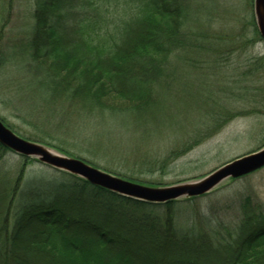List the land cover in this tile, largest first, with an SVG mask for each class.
<instances>
[{
  "label": "rangeland",
  "instance_id": "374dc122",
  "mask_svg": "<svg viewBox=\"0 0 264 264\" xmlns=\"http://www.w3.org/2000/svg\"><path fill=\"white\" fill-rule=\"evenodd\" d=\"M185 3L188 31L199 46L171 57V62L181 59V64L172 66L171 78L163 85L152 84L149 110L132 115L125 109L116 115L50 96L47 84L30 70L26 41L34 22L33 0H0V119L25 139L48 144L102 170L123 171L132 176L129 180L148 186L197 180L261 149L264 40L254 33L253 0ZM27 161L12 151H0V192L8 196L2 208L71 195L62 186L72 183L71 178L37 159ZM248 197L252 206L264 208V167L219 183L196 202L200 215L195 214L192 222L191 213H181L178 233L191 225L196 232H209L219 223L237 222ZM93 208L106 214L100 205Z\"/></svg>",
  "mask_w": 264,
  "mask_h": 264
},
{
  "label": "trees",
  "instance_id": "16d2710c",
  "mask_svg": "<svg viewBox=\"0 0 264 264\" xmlns=\"http://www.w3.org/2000/svg\"><path fill=\"white\" fill-rule=\"evenodd\" d=\"M119 1L33 0L26 41L30 70L47 84L50 96L116 115L149 110L152 84L163 85L172 66L181 64L171 57L199 46L188 31L186 0ZM111 99L113 104L104 105ZM2 150L10 151L0 145ZM56 171L71 178L72 183L62 184L71 192L68 197L20 200L2 208L8 196L0 192V264H264V208L252 206L250 197L237 222L219 223L209 232H196L191 225L178 233L181 213H191L192 222L200 215L196 202L210 192L150 203ZM96 204L104 216L96 213Z\"/></svg>",
  "mask_w": 264,
  "mask_h": 264
},
{
  "label": "water",
  "instance_id": "95a60500",
  "mask_svg": "<svg viewBox=\"0 0 264 264\" xmlns=\"http://www.w3.org/2000/svg\"><path fill=\"white\" fill-rule=\"evenodd\" d=\"M256 29L264 40V0H253ZM0 145L25 158L65 171L123 196L144 202L165 203L181 198L199 197L222 181L239 178L264 167V147L237 157L197 180L168 186H148L108 173L87 161L57 151L42 143L21 137L0 119Z\"/></svg>",
  "mask_w": 264,
  "mask_h": 264
}]
</instances>
